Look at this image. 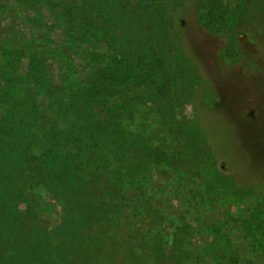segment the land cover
I'll return each instance as SVG.
<instances>
[{"label": "rangeland", "instance_id": "rangeland-1", "mask_svg": "<svg viewBox=\"0 0 264 264\" xmlns=\"http://www.w3.org/2000/svg\"><path fill=\"white\" fill-rule=\"evenodd\" d=\"M9 75L48 126L70 129L59 98L98 86L148 145L183 148L175 129L202 128L199 168L152 169L147 226L166 264H264V0H0V103ZM4 206L9 245L57 261L62 203L37 187Z\"/></svg>", "mask_w": 264, "mask_h": 264}, {"label": "trees", "instance_id": "trees-1", "mask_svg": "<svg viewBox=\"0 0 264 264\" xmlns=\"http://www.w3.org/2000/svg\"><path fill=\"white\" fill-rule=\"evenodd\" d=\"M232 41L237 42L234 37ZM12 80L9 75L4 83L7 97L0 103L3 210L11 213L9 204L25 197L31 188H42L66 210L67 224L62 230L69 242L59 259L51 260L40 248L10 246L9 229L0 221V262L166 264L159 251L162 236L147 226L155 212L146 195L150 174L153 168L171 164L199 168L203 163L200 147L208 142L205 131L192 132L190 139L185 129H175L183 148L148 145L125 127L133 110L110 104L111 93L98 86L59 98L58 111L73 118L70 129L48 126L38 113L34 91H20ZM158 113L164 123L172 121L163 109Z\"/></svg>", "mask_w": 264, "mask_h": 264}]
</instances>
